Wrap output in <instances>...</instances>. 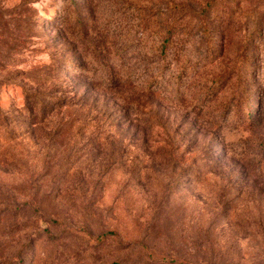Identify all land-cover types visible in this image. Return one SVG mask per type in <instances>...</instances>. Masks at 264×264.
Returning a JSON list of instances; mask_svg holds the SVG:
<instances>
[{
  "label": "rangeland",
  "instance_id": "obj_1",
  "mask_svg": "<svg viewBox=\"0 0 264 264\" xmlns=\"http://www.w3.org/2000/svg\"><path fill=\"white\" fill-rule=\"evenodd\" d=\"M0 264H264V0H0Z\"/></svg>",
  "mask_w": 264,
  "mask_h": 264
},
{
  "label": "trees",
  "instance_id": "obj_2",
  "mask_svg": "<svg viewBox=\"0 0 264 264\" xmlns=\"http://www.w3.org/2000/svg\"><path fill=\"white\" fill-rule=\"evenodd\" d=\"M158 76L159 75H157V79H156V81L158 82ZM163 76V75H162ZM166 77V76H165ZM165 77H163L164 78V80H165ZM155 78H156V76H155ZM180 78V77H179ZM60 100H58V99H55V101H54V103L56 104V103H58ZM52 105V103H50V104H48V103H44V105H43V108L42 109H40V111L43 113V114H45V113H47L48 112V110L50 109V106ZM244 149H246V150H243V152H241V154H246V153H248V147L246 146V148H244Z\"/></svg>",
  "mask_w": 264,
  "mask_h": 264
}]
</instances>
